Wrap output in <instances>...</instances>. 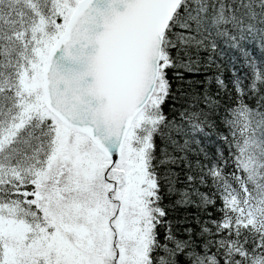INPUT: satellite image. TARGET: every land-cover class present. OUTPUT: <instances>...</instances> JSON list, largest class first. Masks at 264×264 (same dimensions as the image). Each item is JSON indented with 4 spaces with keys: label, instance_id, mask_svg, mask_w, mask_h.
Segmentation results:
<instances>
[{
    "label": "snow or ice",
    "instance_id": "1",
    "mask_svg": "<svg viewBox=\"0 0 264 264\" xmlns=\"http://www.w3.org/2000/svg\"><path fill=\"white\" fill-rule=\"evenodd\" d=\"M0 264H264V0H0Z\"/></svg>",
    "mask_w": 264,
    "mask_h": 264
}]
</instances>
